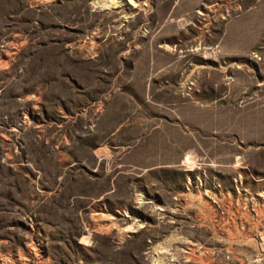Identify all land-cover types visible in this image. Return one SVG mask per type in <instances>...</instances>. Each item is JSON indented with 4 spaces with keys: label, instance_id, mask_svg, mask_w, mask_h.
Here are the masks:
<instances>
[{
    "label": "rangeland",
    "instance_id": "obj_1",
    "mask_svg": "<svg viewBox=\"0 0 264 264\" xmlns=\"http://www.w3.org/2000/svg\"><path fill=\"white\" fill-rule=\"evenodd\" d=\"M0 264H264V0H0Z\"/></svg>",
    "mask_w": 264,
    "mask_h": 264
},
{
    "label": "trees",
    "instance_id": "obj_2",
    "mask_svg": "<svg viewBox=\"0 0 264 264\" xmlns=\"http://www.w3.org/2000/svg\"><path fill=\"white\" fill-rule=\"evenodd\" d=\"M106 180L105 181H102L101 183L100 182H95V181H86V178L84 179V183H83V188H82V192L80 193H92V192H95L97 193V195L99 193H102L104 191V189H106Z\"/></svg>",
    "mask_w": 264,
    "mask_h": 264
}]
</instances>
